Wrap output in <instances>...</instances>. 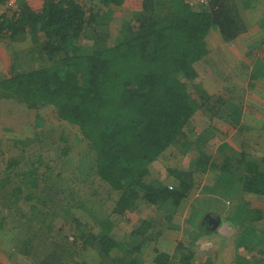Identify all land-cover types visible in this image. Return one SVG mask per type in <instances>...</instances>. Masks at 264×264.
I'll use <instances>...</instances> for the list:
<instances>
[{
  "label": "trees",
  "instance_id": "16d2710c",
  "mask_svg": "<svg viewBox=\"0 0 264 264\" xmlns=\"http://www.w3.org/2000/svg\"><path fill=\"white\" fill-rule=\"evenodd\" d=\"M239 2L207 0L204 7L195 9L184 0H42L41 7L34 9L18 0L17 10L0 13V39L6 37L17 68L0 76V113L9 102L30 110L46 109L56 127L41 130L36 142H60L46 149L36 144L31 149L38 152L24 168L19 164L30 150L16 141L10 145L14 149L0 151V211L5 209L0 239L8 236L13 242L11 252H6L9 258L13 253L29 258L31 264H83L82 251L91 249L99 257L98 264H139L134 252L149 237L144 235L148 221L140 220L131 232L141 235V241L125 244L114 236L110 216L117 214L128 222L126 214L135 210L138 200L157 211L178 207L193 188L194 173L209 168L210 155L200 147L204 141L189 123L203 114V108L218 110L231 102L232 91L227 96L200 90L196 96L194 78L199 66L205 62L212 67L210 58H216V50L208 49L213 30L223 41H230L247 29L238 16ZM130 6L129 18L119 22L118 35L110 41L107 30L113 18L109 21L105 16L119 15ZM27 36L34 46L24 55L14 42H23ZM213 63L221 72L218 60ZM67 128L87 144L84 155L89 167L81 176L94 175L107 187V198H115L106 214L92 215L88 222L77 217L78 209L89 208L74 201L79 176L68 174L74 160L70 156L73 136L64 133ZM55 134L58 139H51ZM174 147L184 156L195 153L189 171L175 164L182 162V156H167ZM163 155L165 180L170 181L146 182L151 165ZM238 161L243 195L264 197V156L241 154ZM227 162L225 158L220 169L225 178ZM244 207L236 203L229 212L232 217L225 216L249 215ZM62 213L64 225L83 227L72 239L63 233L62 223H56ZM206 217L196 213L189 217L193 242L203 233H214ZM238 245L251 250L248 240ZM183 249L188 252L180 251L172 258L159 252L153 262L191 264L196 249ZM238 254L232 264L249 263Z\"/></svg>",
  "mask_w": 264,
  "mask_h": 264
},
{
  "label": "rangeland",
  "instance_id": "374dc122",
  "mask_svg": "<svg viewBox=\"0 0 264 264\" xmlns=\"http://www.w3.org/2000/svg\"><path fill=\"white\" fill-rule=\"evenodd\" d=\"M25 1L27 2L28 0ZM131 1L138 2V0ZM259 3L260 5L257 4V1L255 3V7L258 9L257 11H259V13L257 12V18L260 19L257 26L255 27L257 29L253 31L254 27L249 26L252 29L249 28L248 33H246V35L249 37V39L246 40H250L254 46L250 51H247L251 53L249 58H255L253 60L254 62L258 59H264V0H260ZM4 8L3 2V4L0 5V13L5 11ZM132 8L133 7L130 6L128 10H122L120 14L116 16L115 14L112 15L113 12L110 15L105 16L109 21H111V18H113L111 27H109V30H107L110 41H113L116 38L118 35L116 29L118 28L119 22L121 23L122 20L129 18L128 15L130 12H132L129 9ZM7 13L10 14L9 11H7ZM245 13L246 12L244 11V15H246ZM103 26L105 27L106 25ZM104 27L101 26L99 28L104 29ZM5 38L0 39V76H6V73L12 68L14 70L17 69L16 64L13 67L14 56L12 50L10 52V48H8ZM30 39L31 38L27 36L26 38L21 39L23 42H14V46L18 45V48L21 50L22 54L26 55L27 48L32 49L34 46V43H30ZM208 49H213L214 51L216 50L215 39L211 40V44L209 45ZM224 52L227 53L226 56H228L230 53V51H227V47L225 48ZM228 57H230V60L235 59V56L233 55H229ZM216 60H218L217 57L215 59L214 56L213 58H210L211 63ZM199 70L200 71L197 77L194 78V85L197 90L195 92L196 96L197 94L200 95V90H207L206 93L210 94L220 92L221 89L220 93L225 95L230 94V81L225 82L223 80H219L220 77H218V74H215L217 76L216 78L214 75V69H212V67H208L204 62L201 66H199ZM262 72L263 74L259 77L255 75V79L253 80L252 84L250 80L248 81L247 89H245L246 94L244 97H242L243 101L247 100L246 97H248L247 95L249 93L258 95L260 94L262 87H258L257 85L255 86L254 84L260 83L258 79L264 76V69ZM262 79L264 80V77H262ZM251 87L254 89L253 91H251ZM238 98L239 97L234 98L232 105L229 104V101L227 100L228 102L222 104L220 106L221 108L218 110L209 111L208 109L203 108V114L197 118L193 117L192 121H190L189 127L192 128V130H194L197 134L201 135L204 144L200 147L205 150L208 155H210V161L209 168L202 172L197 170V172L194 173L193 188L190 189L188 197L184 200H181V202L178 204V207L172 205L157 211L155 207L151 205L146 206L141 200H138L135 206H133V209L135 210L129 211L126 214V218L129 219L128 222L122 220L121 216L117 214H112L110 216V220L115 224L114 236L116 238H121L125 244H138L141 241V235L133 236L131 235V232L136 229L140 223V220L148 221V226L144 235L148 234L149 237L141 242L138 253L137 251L134 252L139 264H154L153 259L159 254V252L178 255L177 253H180L183 247H188L187 243H185V240L187 238H192V221L189 220V217H192L193 215L195 216V213L200 217L204 214L206 216H218L219 223L216 226L213 236H210L212 234L205 235L203 233L202 237L197 238V240H194V242L192 241L191 244L194 246V248L195 246H198V248L191 256V264H232V261L235 259L237 253H240L239 255H244L247 258H249L253 253L254 255L252 257L254 258L252 259L255 260L261 256L264 257V240L261 233L258 235V232H251L247 226H242V224L238 226L243 222H233L231 218H227L225 216V214H229V212L233 209L234 204L242 203L245 207L251 210L250 215L253 217L251 220V225L254 227L256 224H258V226L262 225V228L264 229V197H259L254 194H251L252 198L251 196L245 197L241 190H237L236 193L233 194H228L226 193V190H219L221 185H219L216 190L213 188L215 180L218 181L217 176L220 174L221 166H223L222 162L225 158L228 160V162L226 165H224V168H226L228 172L232 170H238V166H240L238 165L239 156L241 154L245 156L253 154L255 147L259 146L258 144L254 143L253 140L258 139L260 135L258 133L262 129L264 119L262 121L255 120V113L250 114L249 112L250 105L248 101L246 102L247 104L244 109L239 110L240 99ZM234 103H237L238 105L233 107ZM260 110L261 115L264 116V113L262 112L263 108ZM5 122L7 124H5ZM56 123L57 122L55 121L53 114L46 109L39 108L30 110L21 104L9 102L7 106L2 108V113H0V151L4 152V150L8 149L9 147L14 149V147L10 145L16 141L20 144V146L26 148L27 152L30 150V153H27L28 156L21 160L19 164V168H24L33 160L36 153L38 152L36 150H32L34 148L36 149V144L41 146L42 149L50 147L55 148L58 144H60L59 141H56L53 144L46 140L41 141L40 144L36 142L38 133L41 130H52L51 127H56ZM55 130L58 132V129ZM64 133H70L73 136H70V144L72 145L70 156L74 160V163L72 168L69 169L68 174L77 172V175L79 176V180L74 187L77 193L76 200L74 199V201L83 207L85 206L86 208H89V211L78 209L79 214L77 217L82 222H88L92 215L98 216L106 214L108 207L112 205L115 198L113 195L111 200L107 198L106 192H104L107 187L102 185L98 178L94 175L88 174L81 176L80 172H87L89 167V158H86L84 155L86 154L87 150L86 141L78 140V137H76L69 128L65 129ZM51 139H58L57 134H55V137H51ZM55 152L56 150L53 149L52 152H49V155L53 157ZM167 153L169 158L173 156L175 159L182 156V162L175 164H180L181 168L189 171L188 165L190 157H193L195 153H192L191 156L187 154L184 156L181 155L183 154L181 153V149L176 147L168 150ZM257 153L258 151L254 154ZM2 156L6 155L3 154ZM165 157L166 156L163 155L151 165L150 172L145 177L146 182H155L157 180L164 182L170 181V178L165 180ZM236 173L237 172H235L234 175ZM1 174L2 173H0V176ZM235 180L236 181L233 182L234 185H239V176H236ZM17 182L18 179L15 178L14 183ZM95 191H98L100 194H96ZM9 201L12 203L10 199ZM99 202H101V207L98 206ZM0 209L2 210L1 204ZM75 209H77V207ZM4 213L5 209L0 211V219ZM229 216L232 217L231 214H229ZM64 217L65 213H62L56 223H62V219ZM62 225L64 226L63 233L69 235V239H72L73 235L77 234L78 230H83V227L76 228L69 222L65 225L62 223ZM240 227H242L241 230L245 234L244 237H247V240L249 241V247L251 248L250 251L240 246H238V249H234L232 246V240L230 239L233 238V235L236 231L239 232ZM14 234L18 235L19 233L12 232L13 236ZM7 237H2L0 239V263L31 264V260L27 257L23 258L18 255H14L13 253V257L9 258L7 256L6 252H11L10 246L13 245V242H10L11 240L7 239ZM47 246L48 249L49 245ZM175 248L181 250H176ZM123 249H125V252L128 251L126 247ZM187 252L188 250L185 249L183 253L186 254ZM82 255L86 258V263L83 262V264H98L99 262V257L94 250H83ZM75 259H78V261L81 260L80 257ZM260 262L264 264V259L260 260L258 264Z\"/></svg>",
  "mask_w": 264,
  "mask_h": 264
},
{
  "label": "crops",
  "instance_id": "0c3cea01",
  "mask_svg": "<svg viewBox=\"0 0 264 264\" xmlns=\"http://www.w3.org/2000/svg\"><path fill=\"white\" fill-rule=\"evenodd\" d=\"M139 1H141V0H139ZM256 1H257V4L260 5V3H259L260 0H246V1H244V3L240 0V2H239L238 16L242 18V20L246 24V28H247L243 33L238 34L235 38H233L230 41H223L221 36H219V33L217 31L213 30L211 32V35L209 37L210 38L209 45L211 44V40L215 39L216 57H217L218 63H219L218 65H222L221 69L224 71H221V72L217 71L215 69V67L213 66V64L215 65V63H211L212 65L210 64V66H212V69H214V75L218 74V77H220L219 80H223L225 82L230 81L229 86L231 88L232 93H231V102H228V103L232 105V103L234 102V96H235V94H237V97H239L238 99H240L239 100V110L244 109V107L247 104L246 102L248 101V103L250 105L249 106L250 107V109H249L250 114L255 113L254 114L255 120L256 121H262L264 119V116L261 115L260 109L263 108L262 112L264 113V80L262 79V77H264V76H262L258 79V81H260V83L254 84L255 86L257 85L258 87H262L260 94L258 95V94H254L252 92L253 94L249 93L247 95L248 96V97H246L247 100H245V101L242 100V97H244L246 94L245 89H247L248 81L250 80V82L252 84L253 80L255 79V75L257 77H259L260 75L263 74L262 70L264 69V59L263 60L258 59V60H255V62H254L253 60L255 58L254 57L249 58L251 56V53L247 52V51H250L254 46L250 40H246V39H249V37H248V35H246V33H248V29L250 27H254L253 31H255L257 29L255 27L257 26V24L260 20L257 18L259 11H257L258 9H257V7H255ZM27 3H29L34 9H36V8L41 7L42 0H28ZM1 4H3V2H0V5ZM240 7H242V8H240ZM4 9H6V8H4ZM244 11L246 12L245 13L246 15H244ZM9 12H11V11H9ZM250 29H252V28H250ZM226 47H227V51H230L229 55L235 56V59L230 60V57H228L229 55L226 56L227 53L224 52ZM208 71H210V70H208ZM215 77L217 78L216 75H215ZM245 80H247V81H245ZM252 87H251V91L254 90ZM220 92H221V89H220ZM229 95L230 94H228L227 96H229ZM237 105H238L237 103H234L233 107H236ZM233 107L231 106L232 109H233ZM258 134H260L258 139H254L255 141L253 139L252 140L254 143L258 144L259 146L255 147V149L253 150V154H250L251 156L246 155L248 157H254V158L260 159L261 157L264 156V123L262 125L261 131ZM257 151H258V153L254 154ZM235 172H237V173L234 175ZM228 173H229V175H225L227 177V178H225L224 175L222 176V172H220V174H218V176H217L218 181L215 180L213 188H215V190H216L217 187L219 185H221V187L219 189L220 191L226 190V193H228V194L232 193L233 194V193H236L237 190H241L240 185H234L233 182L236 181L235 180L236 176H239V178H241L242 172L240 175V168L238 166V170H232ZM250 196L252 198V195H250ZM243 209H245V207ZM246 209L248 210V214L251 213V210L249 208L246 207ZM213 216H215V215H213ZM252 219H253V217H251L250 214L244 216V213L240 212V214H238L237 217L234 216V218L232 220H233V222H239V221L243 222V223H240L238 226H240L241 224H242V226H247V228L251 232H258V235L261 233L262 238L264 240V229L262 228V225L258 226V224H256L254 227L253 225H251ZM241 228L242 227H240L239 232L236 231L233 235V238L230 239V240H232V246L234 247V249L239 248L238 243L240 241H247V237H244L245 234L242 232ZM214 230H216V227L214 228ZM204 234L206 235L207 233H204ZM202 235H200L199 237H202ZM213 235H214V233L210 236H213ZM185 243H187V245L192 249L197 250V248H198V246H195V248H194V246L191 244L192 238H189V239L187 238L185 240ZM229 248H230V245H229ZM184 251H185V249H182L181 252L183 253ZM168 255L170 258L174 257V254H168ZM253 255L254 254L252 253L250 255V257L248 258V260H249L248 264H258V262L260 260L264 259L263 256L259 257L256 260L252 259V258H254V257H252ZM260 263L263 264L262 262H260Z\"/></svg>",
  "mask_w": 264,
  "mask_h": 264
},
{
  "label": "built area",
  "instance_id": "2783aa9c",
  "mask_svg": "<svg viewBox=\"0 0 264 264\" xmlns=\"http://www.w3.org/2000/svg\"><path fill=\"white\" fill-rule=\"evenodd\" d=\"M189 6L193 8L204 7L207 4V0H184ZM4 7L8 10H17L18 0H4Z\"/></svg>",
  "mask_w": 264,
  "mask_h": 264
},
{
  "label": "water",
  "instance_id": "95a60500",
  "mask_svg": "<svg viewBox=\"0 0 264 264\" xmlns=\"http://www.w3.org/2000/svg\"><path fill=\"white\" fill-rule=\"evenodd\" d=\"M206 218H208L209 223L211 224V229H214L219 223V217L218 216L207 215Z\"/></svg>",
  "mask_w": 264,
  "mask_h": 264
}]
</instances>
